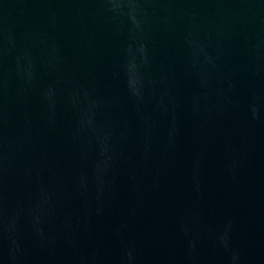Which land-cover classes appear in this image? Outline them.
<instances>
[{"label":"water","instance_id":"obj_1","mask_svg":"<svg viewBox=\"0 0 264 264\" xmlns=\"http://www.w3.org/2000/svg\"><path fill=\"white\" fill-rule=\"evenodd\" d=\"M0 264H264V0H0Z\"/></svg>","mask_w":264,"mask_h":264}]
</instances>
